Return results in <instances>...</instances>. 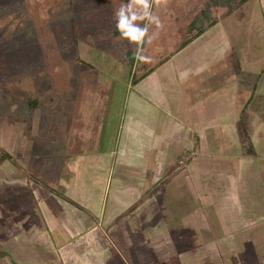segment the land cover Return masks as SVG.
Wrapping results in <instances>:
<instances>
[{
	"label": "rangeland",
	"instance_id": "rangeland-1",
	"mask_svg": "<svg viewBox=\"0 0 264 264\" xmlns=\"http://www.w3.org/2000/svg\"><path fill=\"white\" fill-rule=\"evenodd\" d=\"M206 1L217 24L180 49L182 16ZM118 4L0 0V264H264V0L229 16L211 0L157 6L155 71L136 85L110 37ZM111 153L145 160L146 181L98 171ZM43 197L66 257L30 240Z\"/></svg>",
	"mask_w": 264,
	"mask_h": 264
},
{
	"label": "trees",
	"instance_id": "trees-1",
	"mask_svg": "<svg viewBox=\"0 0 264 264\" xmlns=\"http://www.w3.org/2000/svg\"><path fill=\"white\" fill-rule=\"evenodd\" d=\"M212 2H220V7H226V13L224 16H229L231 15L235 10L239 9L246 3H248L250 0H211ZM131 2V0H119L118 6L113 9L112 15H111V22L114 23L115 25V17L114 13L116 10L119 9V7L123 5H128ZM134 11H139V9L134 6L133 7ZM152 13L155 16H158L160 19V14L157 9V6L153 4ZM183 19V32H184V40L181 42L179 45L180 49H184L187 46H189L195 39L203 35L205 32H207L210 28L215 26L217 24V19L212 15L211 12V7L209 6V3L206 1L203 3L199 9L198 12H188L185 15L182 16ZM161 21V20H160ZM137 25L140 27H144L145 25L148 26V36L154 37L152 39L151 43H148V36L145 37V43L143 45V50L147 48V46L151 45L153 42L154 44L161 40L162 35H163V28L162 29H157L155 24H149L147 20H137L135 21ZM110 37L116 38L117 40H121L119 32L116 30H113L110 34ZM127 42V48L125 51L124 55V60L125 62L131 67V72H132V84L136 85L141 83L143 80H145L152 72L155 71L154 68L149 69L148 68V63H141L138 60L134 58V52L136 50V46L130 44L127 40H124ZM144 55V54H143ZM134 70V71H133ZM142 71H144L142 73ZM29 106L31 107L32 110H35L36 107L38 106L39 102L38 100H30L28 101ZM243 126L244 130L247 134V125H246V120L243 118ZM7 159V158H6ZM2 155H1V148H0V162H3L4 160ZM218 160V159H215ZM225 162V161H223ZM234 164V163H232ZM237 264V263H235Z\"/></svg>",
	"mask_w": 264,
	"mask_h": 264
},
{
	"label": "crops",
	"instance_id": "crops-1",
	"mask_svg": "<svg viewBox=\"0 0 264 264\" xmlns=\"http://www.w3.org/2000/svg\"><path fill=\"white\" fill-rule=\"evenodd\" d=\"M95 139H97V136H95ZM114 154L115 153L106 154V155H102V157H100L101 158V164H98V171L106 173V177H107L108 174L110 175L111 172L115 171L117 168H119V169H127L126 173H123V174L119 175V179L125 180L126 177H130L132 175L133 178H137L138 179L139 183L146 181V174L145 175L144 174H140V173L136 174V172H135L137 166L142 168V163L145 160H142V159L140 160L138 158L131 157V156L126 155V154H119V155H116V157H115ZM205 160H207V159H205V158L201 159L202 163H205ZM207 161H209V159ZM225 161H228V162L233 161V162H235L234 165H230L229 170H226V173L228 174V177H229L227 179V181H225V179H224V181L221 180V182L226 184V186L228 185V190L227 189L223 190L224 193H225L223 199H225V201H227V199H230V198L235 199L237 197V192L236 191H238L239 186H240V181H241L240 178H239V175H240V172H241V165H240V161L238 159L230 160V161L229 160H225ZM236 163H238V164H236ZM134 175H136V176H134ZM49 189H45V190L49 192ZM222 197H223V194L221 195V198ZM223 199H221V200H223ZM65 203H66V205L67 204L69 205L68 202H65ZM42 204H43L44 213L41 214V218H40L41 225L37 226V228L32 232V234H30V240L32 242V240H34L35 237H37L39 234H41V236L45 237V239L47 241V242H45V243L43 242V243L49 249L52 248L54 251L56 250L58 253L62 252V255H60V256L61 257H66L65 254L63 253V249L65 247L56 244L55 238L53 237V231L51 230V227L49 225L50 222H52L51 219H54V221L57 220L58 223H59L60 220H61V217H60V215L57 216V215H53L51 213L45 212L46 210L50 211V209L53 208V205L52 204H51L52 206L49 205V201H46L45 197H43V199H42ZM83 204H84V207H83L84 209L85 208H87V209L88 208L89 209L92 208L93 210L96 209V205H97V203H94L92 201L91 202H87L86 201ZM78 206L81 208V206L79 204L75 205V207L74 206L73 207L78 210L79 209ZM55 207H58V206H55ZM51 215L53 216V218L51 217ZM65 225H67V224H65ZM50 243H52V244H50Z\"/></svg>",
	"mask_w": 264,
	"mask_h": 264
},
{
	"label": "clouds",
	"instance_id": "clouds-1",
	"mask_svg": "<svg viewBox=\"0 0 264 264\" xmlns=\"http://www.w3.org/2000/svg\"><path fill=\"white\" fill-rule=\"evenodd\" d=\"M167 0H131L128 5H121L115 11V30L119 32L122 40H127L130 44L136 46L134 58L141 63H148L151 57L143 55V45L145 37L148 36V26L140 27L135 23L137 20H147L149 24H155L156 28L162 29L163 23L158 16H155L151 9L153 4L160 6L166 4ZM136 6L139 11H134ZM154 37L148 36V43L152 42Z\"/></svg>",
	"mask_w": 264,
	"mask_h": 264
}]
</instances>
